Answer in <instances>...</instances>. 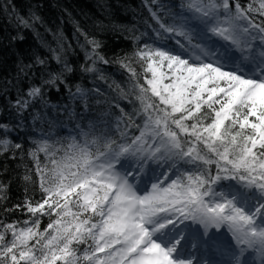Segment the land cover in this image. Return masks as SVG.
I'll use <instances>...</instances> for the list:
<instances>
[{"label": "snow or ice", "instance_id": "snow-or-ice-1", "mask_svg": "<svg viewBox=\"0 0 264 264\" xmlns=\"http://www.w3.org/2000/svg\"><path fill=\"white\" fill-rule=\"evenodd\" d=\"M187 10L193 14L168 20L151 12L159 41L183 42L137 48L145 81L135 84L140 107L120 110L117 135L91 144L73 137L59 159L47 141L33 151L43 196L25 201L31 218L23 226H0V264H200L190 249L208 244L207 231L221 228L237 247L230 249L232 259L214 264H248L242 257L249 250L264 264V0L244 6L198 0ZM19 23L32 26L22 16ZM88 43L92 66L81 70L96 72L97 62L110 61L99 41ZM54 59L62 71L31 86L27 98L19 96L18 114L43 99L45 86L59 91L64 85L86 102L87 93L67 83L65 73L74 69L61 55ZM35 63L47 62L37 57ZM120 63L137 77L129 63ZM8 131L0 122V133ZM10 143L0 140L3 150ZM39 152L48 163H39ZM152 165L167 169L157 177ZM5 189L0 185V193ZM43 216L49 223L41 231ZM191 224L203 231H190Z\"/></svg>", "mask_w": 264, "mask_h": 264}, {"label": "trees", "instance_id": "trees-1", "mask_svg": "<svg viewBox=\"0 0 264 264\" xmlns=\"http://www.w3.org/2000/svg\"><path fill=\"white\" fill-rule=\"evenodd\" d=\"M196 2L198 0H0V122L10 129L6 134L0 133V140L11 142L7 150L0 144V185H6L0 193L5 197L0 200V226L7 223L23 226V222L31 218L25 201L35 203L43 196L32 155L41 143L47 141L59 159L72 143L71 136H75L76 141L91 144L105 134H118L116 121L120 110L133 113L140 107L135 84L137 79L140 83L145 81L134 55L137 48L145 43L177 48L175 41L183 42L180 37L159 41L155 32L158 25L151 12L157 11L165 20L170 14L191 16L193 13L187 10V5ZM248 2L240 0L242 6ZM21 16L32 26L21 25ZM91 39L100 42L99 52L110 63L97 62L96 72H84L82 66H92L87 59L92 52L88 43ZM56 54L74 69L71 74L65 73L67 83L73 92L76 86L82 88L87 93L86 102L73 99L64 85H60L59 91L45 86L43 99L33 101L18 114L15 101L19 96L26 97L29 88L39 85L49 73L62 71V65L54 59ZM37 57L44 59L46 65H37ZM120 61L129 63L137 77L122 67ZM25 65L32 67L25 68ZM147 75L151 77L150 73ZM136 122L141 123V118L137 117ZM132 133L139 134L136 129H131L129 134ZM15 144L21 147L15 148ZM197 147L203 150L202 145ZM38 158L41 165L48 163L44 152H39ZM152 167L157 169L156 165ZM212 167L214 170L215 166ZM159 168L166 171L167 166ZM16 205L21 207L17 209ZM48 223L49 217H41L40 230ZM6 238H10V234Z\"/></svg>", "mask_w": 264, "mask_h": 264}, {"label": "rangeland", "instance_id": "rangeland-1", "mask_svg": "<svg viewBox=\"0 0 264 264\" xmlns=\"http://www.w3.org/2000/svg\"><path fill=\"white\" fill-rule=\"evenodd\" d=\"M79 143L83 144L84 142L80 141ZM161 173H164V171L156 169L155 175L157 177H160ZM198 228L203 231L202 226L191 224L190 231L195 232ZM206 236L208 238H206ZM213 237L214 239H212ZM204 240H209L210 242L208 244H198V249L202 244L204 245L201 255L200 253L198 254L197 247L190 249V251L196 253V260L200 261V264H214V262H223L232 259L231 255L228 256V254H231L230 249H235L237 246L235 245V241L231 236V233H229L226 229H209L204 236ZM212 244L214 246H211ZM84 247L85 245H83L81 249ZM242 259L248 261V264H261L262 261L261 254L252 250L246 251Z\"/></svg>", "mask_w": 264, "mask_h": 264}, {"label": "bare ground", "instance_id": "bare-ground-1", "mask_svg": "<svg viewBox=\"0 0 264 264\" xmlns=\"http://www.w3.org/2000/svg\"><path fill=\"white\" fill-rule=\"evenodd\" d=\"M211 246H214L213 244L211 245ZM204 247V245L202 244L200 247H199V250H197L198 251V254L200 253V255H201V252H202V248ZM224 255H225V253H224ZM229 255H231L230 253L228 254V256ZM232 258V257H231Z\"/></svg>", "mask_w": 264, "mask_h": 264}]
</instances>
